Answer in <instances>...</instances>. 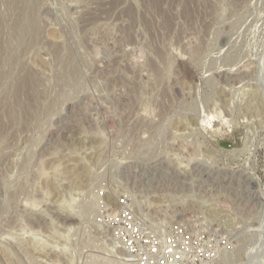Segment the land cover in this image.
<instances>
[{
	"label": "rangeland",
	"instance_id": "rangeland-1",
	"mask_svg": "<svg viewBox=\"0 0 264 264\" xmlns=\"http://www.w3.org/2000/svg\"><path fill=\"white\" fill-rule=\"evenodd\" d=\"M122 197L264 264V0H0V264H128Z\"/></svg>",
	"mask_w": 264,
	"mask_h": 264
},
{
	"label": "built area",
	"instance_id": "built-area-1",
	"mask_svg": "<svg viewBox=\"0 0 264 264\" xmlns=\"http://www.w3.org/2000/svg\"><path fill=\"white\" fill-rule=\"evenodd\" d=\"M116 213L112 215L110 241L119 248L127 250L128 264H161L162 261H188L189 257H200V251L193 247L192 229L187 225L176 223L169 228V234L161 243L133 248L132 233L135 229L136 217L127 204V199H118ZM120 245V246H119ZM193 256H192V255ZM198 262V261H196ZM176 264V263H175Z\"/></svg>",
	"mask_w": 264,
	"mask_h": 264
},
{
	"label": "bare ground",
	"instance_id": "bare-ground-1",
	"mask_svg": "<svg viewBox=\"0 0 264 264\" xmlns=\"http://www.w3.org/2000/svg\"><path fill=\"white\" fill-rule=\"evenodd\" d=\"M30 79V78H29ZM25 81V80H24ZM30 82V81H29ZM32 83V82H31ZM63 137H64V135H63ZM69 159V158H68ZM69 162V161H68ZM111 202V201H110ZM115 210V209H114ZM114 214L115 213H111L110 214V216H114ZM63 221L65 222V223H69L70 222V224L71 223H73L72 221H73V218L71 217V216H65L64 218H63ZM125 254V253H124ZM122 256H124V255H122ZM125 258H126V255L124 256ZM125 260V259H124ZM125 261H127V260H125Z\"/></svg>",
	"mask_w": 264,
	"mask_h": 264
}]
</instances>
